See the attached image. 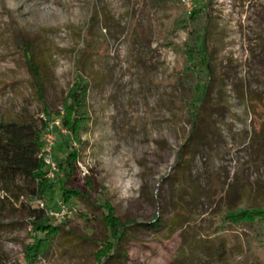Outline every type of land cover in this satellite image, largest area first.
I'll use <instances>...</instances> for the list:
<instances>
[{
	"label": "rangeland",
	"instance_id": "374dc122",
	"mask_svg": "<svg viewBox=\"0 0 264 264\" xmlns=\"http://www.w3.org/2000/svg\"><path fill=\"white\" fill-rule=\"evenodd\" d=\"M174 7L157 0H0V120L37 118L42 103L60 120L55 112H63L80 77L89 82L91 116L67 184L86 196L72 200L68 222L51 221L59 236L46 255L27 258L31 226L22 197L0 189V264H96L107 235L105 201L124 223L135 220L125 263L106 264H264L244 246L246 228L215 232L214 215L264 199V0L208 3L215 78L186 146L183 88L171 77L181 65L165 45V37L180 43L185 32L163 34ZM26 44L42 69V99L26 68ZM54 134L58 165L76 144L68 130L55 127ZM25 186L20 179L19 192ZM172 214L169 235L151 226Z\"/></svg>",
	"mask_w": 264,
	"mask_h": 264
},
{
	"label": "trees",
	"instance_id": "16d2710c",
	"mask_svg": "<svg viewBox=\"0 0 264 264\" xmlns=\"http://www.w3.org/2000/svg\"><path fill=\"white\" fill-rule=\"evenodd\" d=\"M157 2L171 4L175 6L173 10H177L175 13H170L169 27L163 30V34L185 32V37L180 43L165 37V45L172 47L181 65L171 77L175 85L183 88L180 92L179 104L185 109V120L190 125L184 142L186 146L200 127L209 100V87L215 78L207 43L212 16L206 8L211 0H205L203 6L194 5L189 11L183 6V0H157ZM139 45L144 44L139 41ZM23 49L26 68L32 76L31 83L42 99L44 78L42 69L35 60L34 47L26 44ZM88 89L87 80L82 77L76 79L63 100L61 107L63 112L60 113V110L55 112L60 119L61 127L70 132L76 146H71L66 152L53 178L47 176V168L43 160V135L53 120L46 104L42 103V113L37 115V118L0 120V189L22 197L20 205L27 210L31 226V242L25 246L27 258L44 256L55 245L60 226L52 224L53 220L49 212L57 208L58 202L61 201L73 209L72 200L81 201L86 196V193L67 184L72 180L80 157L78 146L84 145L80 134L87 129L91 118L87 101ZM178 158L179 163L183 162L184 157L181 154ZM20 179L26 183V190L22 192H19ZM90 182L88 178V183ZM101 206L102 221L107 235L101 242V247L94 253L96 264H106L109 261L125 263L127 245L131 237L129 229L135 220H131L129 224L121 221L116 215L115 207L109 201H105ZM214 215L220 222L215 232L246 228L248 232L244 235V246L254 257L264 261V199L253 205L244 203L224 208ZM175 218L176 214H172L164 219H156L151 226L169 235L170 231L175 229ZM65 222L68 220L62 221ZM226 234L230 235L231 232L228 231Z\"/></svg>",
	"mask_w": 264,
	"mask_h": 264
},
{
	"label": "built area",
	"instance_id": "2783aa9c",
	"mask_svg": "<svg viewBox=\"0 0 264 264\" xmlns=\"http://www.w3.org/2000/svg\"><path fill=\"white\" fill-rule=\"evenodd\" d=\"M183 2L188 9H191V0H183ZM55 127H60L61 131H66L61 128L60 120H55L50 122L43 135V160L47 168V176L50 178H53L55 172L58 170V165L52 157V151L56 142V136L54 134ZM49 214L54 222H62L63 220H68L74 214V209L59 201L57 208L51 210Z\"/></svg>",
	"mask_w": 264,
	"mask_h": 264
}]
</instances>
